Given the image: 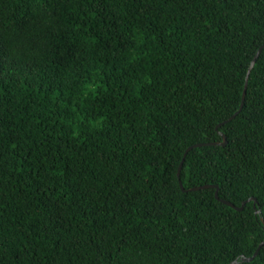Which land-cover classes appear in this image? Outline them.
I'll list each match as a JSON object with an SVG mask.
<instances>
[{"label": "trees", "instance_id": "trees-1", "mask_svg": "<svg viewBox=\"0 0 264 264\" xmlns=\"http://www.w3.org/2000/svg\"><path fill=\"white\" fill-rule=\"evenodd\" d=\"M263 238L264 0H0V264H264Z\"/></svg>", "mask_w": 264, "mask_h": 264}, {"label": "water", "instance_id": "water-1", "mask_svg": "<svg viewBox=\"0 0 264 264\" xmlns=\"http://www.w3.org/2000/svg\"><path fill=\"white\" fill-rule=\"evenodd\" d=\"M260 49H261V48H259V49L256 51V53L254 54L253 58H252L251 61H250L249 66H248V69H247V72H246V76H245V80H244V86H243V90H242L241 102H240V105H239V109L242 107V104H243V99H244V95H245V92H246V86H247V79H248L249 71H250L251 67H252L253 64H254V61H255V59H256V56H257L258 53L260 52ZM239 109H238V110H239ZM236 112H237V111H236ZM236 112H234L230 117H228L227 120L231 119V118L236 114ZM220 134H221V136H222V140H219V141H211V142H198V143H193V144L187 146V148L184 150V152H183V156H182V158H181V160H180V162H179V166H178V169H177L178 183H179V186H180L181 190H183V191L187 190V189L184 188V186H183V184H182V182H181V180H180V177H179L180 169H181V166H182L183 160H184V158H185V154H186V152H187L189 149H191L192 147L199 146V145H203V144H222V145L225 144V142H226L225 135H224L223 133H221V132H220ZM208 186H210V184H203V185L193 186V187H191V188H189V189H190V190H194V189L204 188V187H208ZM211 186H212V185H211ZM214 196H215L216 198L219 199V197H218V192H217V188H216L215 191H214ZM249 199H253V200H254L253 207L255 208L256 211H259V209L256 208L255 198H254V197H249L248 199L242 201L239 205H235V204H233L232 202H230V201H228V200H225V199H220V200H221L222 202L228 204L229 206H231V207L237 209V210H241V209L243 208L245 202L248 201ZM263 243H264V238H263V240H261V241L259 242V244L257 245V247H256L255 251L252 253V255H250V256H241V259H242V260H250V259H252L253 256L256 255V253L258 252L260 246H261ZM236 261H237V260L234 259V260L230 261V262L227 263V264H234Z\"/></svg>", "mask_w": 264, "mask_h": 264}]
</instances>
